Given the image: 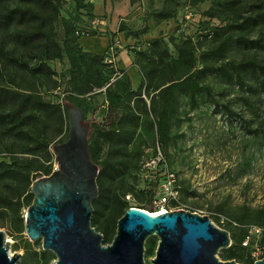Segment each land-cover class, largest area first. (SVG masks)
Listing matches in <instances>:
<instances>
[{"label":"rangeland","instance_id":"1","mask_svg":"<svg viewBox=\"0 0 264 264\" xmlns=\"http://www.w3.org/2000/svg\"><path fill=\"white\" fill-rule=\"evenodd\" d=\"M57 5L60 14L70 22L74 37L78 32L80 35L106 37L110 41V50L103 54L104 59H94V64L87 60L91 65L87 77L90 82L97 77L95 70L100 71L102 78L114 82L116 73L113 70L123 69V64L127 63L136 68L140 78V70H147L149 77L160 76L162 67L176 61V46L186 40L194 44L196 62L200 65L204 62V54L215 50L225 37L223 27L226 21L215 0L196 5H192L190 0H60ZM164 7L169 8L171 17L157 18V12ZM48 35L56 44L62 46L69 42L76 52L94 54L83 47L80 39L71 44L70 36L65 35L58 23ZM259 37L263 47L245 50L230 43L224 57L210 58L207 62L214 68L223 66L229 69L231 64L243 59L264 60V31L261 35L251 36L252 40ZM41 59L39 50H29L22 60L28 68H32ZM106 64L113 67L106 68ZM47 65L56 74L53 79L59 87L55 90L50 89L53 85L49 81L38 79L26 71L20 74L23 76L19 79L13 72L14 62L1 59L0 86L10 88L17 84L22 89L38 91L45 98L64 106L70 62L64 55L61 60L47 61ZM86 67L82 65L74 71L80 83L86 80L83 77L84 72H88ZM8 68H11L12 76H9ZM123 70L126 72V69ZM172 74L178 75V72ZM166 76H171L170 71L166 72ZM62 80L63 83H60ZM145 83L148 84V81L145 80ZM204 83L208 89L196 97L195 105H190L183 95L179 96V109L171 121V140L165 149L159 145L165 160L160 174L169 177L171 188L176 191V201L169 202L165 209H181L210 219L215 227L229 233L231 244L247 234L249 240L244 238L237 244L234 249L237 258L231 260L238 264H254L264 258V251L255 249L264 229L255 213L264 208V92L259 91L257 78L252 74H246L240 83L234 76L229 78L213 69ZM248 84L255 91H248ZM97 92L100 93L93 97L91 94L77 95L83 111V123L92 121L94 110L99 119L104 116L106 90L101 88ZM141 93L146 113L138 97L132 96L130 101H126V105L139 116L138 127L127 151L131 153L130 158L135 157L136 152L140 156L143 146L154 147L158 140L156 117L149 110L152 94L147 95L144 90ZM61 111L66 118L65 126L53 138L50 147L43 148L41 145L43 135H22L19 131L0 133V230L9 244L10 254L19 255L16 264H51L56 259L51 251L42 249L41 239L32 242L27 238L24 231L26 207L18 208V204L33 197L31 184L29 186L31 181L48 176L57 167L51 147L68 137L67 112L62 108ZM127 120L130 117L127 116ZM52 124L55 133L57 127L54 129L55 123ZM106 148L103 145V153ZM33 158L35 166L41 167L40 173L31 179L12 174L18 170L26 172L24 168L28 164L25 159ZM139 158L134 170H128L114 180L104 177L97 184L103 204L96 223L91 220V226L102 234L103 239L112 240L117 220L121 217V213L110 215L112 202H126L124 210L133 207L155 213L154 205L153 209H146L143 191L147 180L139 173ZM150 238L155 247L151 255L144 254V264H150L158 242L157 237ZM245 243L248 244L243 247ZM217 257L221 261H230L221 251Z\"/></svg>","mask_w":264,"mask_h":264},{"label":"trees","instance_id":"2","mask_svg":"<svg viewBox=\"0 0 264 264\" xmlns=\"http://www.w3.org/2000/svg\"><path fill=\"white\" fill-rule=\"evenodd\" d=\"M58 1L60 0H0V59L5 62L8 60L14 62L13 72L17 73L19 79L23 76L20 74H24L26 71L39 77L38 79L49 81L53 85L50 89L55 90L59 87L57 81L53 79L56 74L50 70L47 61L61 60L65 55L70 62V68L67 70L70 76L66 81L63 100L66 104L76 106L80 110L81 103L78 102L80 100L77 95L91 94L90 96L93 97L100 93L97 90L105 88L107 106L104 116L99 119L95 116L96 110H94L88 134L89 157L98 168L97 184L104 177L114 180L136 167V162L140 157L139 153L136 152L135 157L130 158L131 153H127V151L138 127L139 116L126 105V101H130L132 96L138 97L146 113V104L141 99V91L144 90L147 95L152 94L149 110L156 117L157 143L164 149L171 140V121L176 117L179 109V96L183 95L190 105H195L196 97L208 89L204 81L213 69L229 78L234 76L240 83L246 74H252L257 78L259 91L264 92V60L243 59L238 63L231 64L229 69L223 66L214 68L207 62L210 58L224 57L230 43L232 46H238L245 50L250 47H263L261 46V37L252 40L251 36L258 33L263 34L264 0H215L216 6L226 21L223 27L225 37L217 48L204 54V62L198 65L194 44L190 40L182 42L176 46L178 53L176 61L162 67L160 76L149 77L147 70H140L141 83L135 92L131 90L130 79L123 69L113 70L116 75L112 83H110V79L102 78L99 70H95L97 77L93 82H90L87 77L90 75L91 65H88L87 60L94 64V59L102 60L104 55L82 53L79 50L76 52L69 42L61 46L52 40L48 34L52 33L55 23L62 27L66 36H70L71 44L81 37H96L95 34L80 35L78 32L74 37V30L70 22L60 14ZM204 1L206 0H190L192 5ZM156 17L159 19L170 18L169 8H162L157 12ZM8 44L10 46H7ZM29 50H39L42 56L40 62L32 68H28L22 60ZM82 65L87 66L85 69L88 72H84L83 77L86 80H81L80 83L74 71L80 69ZM3 66L5 69L6 64ZM104 67H113V65L106 64ZM168 71L171 73L169 77L166 76ZM174 71H177L178 75L172 74ZM8 73H10L9 76H12L11 68H8ZM145 80L148 81V84L145 83ZM60 83H63V80ZM247 89L255 91L250 84L247 85ZM65 105L45 98L38 91L22 89L17 84L10 88L0 86V133L19 131L22 135H43L41 145L43 148L50 147L53 138L58 136L65 126L66 118L61 111L62 108L67 112ZM127 116L130 117V120H127ZM52 122L55 123L54 129L57 127L55 133L52 130ZM103 145L107 146L105 153H103ZM25 163L28 164L24 168L26 172L18 170L12 174L25 175L27 179H31L41 172V167L35 166L34 158L25 159ZM49 174L51 172L47 175ZM32 182L29 183V186ZM157 187V183L147 182L146 189L143 191L146 209H153V202L158 194ZM32 199L33 197L26 198L22 202L18 201V208L22 206L27 208L32 203ZM102 204V196L98 189L97 197L92 201V221L95 222L99 217V208ZM126 205V202H112L109 207L110 215L121 213L122 216L128 209L124 210ZM255 213L259 225L264 227V208ZM243 239L249 240V236L245 234L238 242L234 241L229 248L221 250L227 260L237 258L234 249ZM110 242L111 240L108 238L103 239V244ZM247 244L243 247H246ZM154 247V241L152 238H148L145 243V254L151 255ZM256 247L262 252L264 251V229L261 239H259V246ZM251 252L250 248L249 253L251 254Z\"/></svg>","mask_w":264,"mask_h":264},{"label":"water","instance_id":"3","mask_svg":"<svg viewBox=\"0 0 264 264\" xmlns=\"http://www.w3.org/2000/svg\"><path fill=\"white\" fill-rule=\"evenodd\" d=\"M68 137L52 145L57 167L32 182V203L24 214V231L56 259L51 264H144L145 243L158 238L150 264H238L217 254L231 245L227 231L210 219L184 210L153 215L130 207L117 220L115 234L103 244L91 226L92 201L97 197L98 168L88 152L90 125L76 106L65 105ZM0 230V264H16ZM254 264H264V258Z\"/></svg>","mask_w":264,"mask_h":264},{"label":"built area","instance_id":"4","mask_svg":"<svg viewBox=\"0 0 264 264\" xmlns=\"http://www.w3.org/2000/svg\"><path fill=\"white\" fill-rule=\"evenodd\" d=\"M108 61L111 62V59L108 58ZM164 164V156L157 141L155 142L154 147L143 146L142 153L139 158V172L143 175L147 182L158 184V194L153 202V205L159 212L167 211L165 206L171 201H176V191L171 188V180L169 177H162L160 174V170L164 167ZM171 211L174 210H168L167 212ZM257 232L261 233L259 230ZM246 244L247 243H245V245ZM255 249L259 250L258 247Z\"/></svg>","mask_w":264,"mask_h":264},{"label":"crops","instance_id":"5","mask_svg":"<svg viewBox=\"0 0 264 264\" xmlns=\"http://www.w3.org/2000/svg\"><path fill=\"white\" fill-rule=\"evenodd\" d=\"M80 41L88 51H92L97 54H104L109 51V41L106 37H82ZM123 69H126V74L130 77L131 90L135 91L138 89L141 78L136 70L130 63L123 64ZM128 68V69H127Z\"/></svg>","mask_w":264,"mask_h":264},{"label":"bare ground","instance_id":"6","mask_svg":"<svg viewBox=\"0 0 264 264\" xmlns=\"http://www.w3.org/2000/svg\"><path fill=\"white\" fill-rule=\"evenodd\" d=\"M160 212H164V211H160ZM148 214H150V215H153V214H156V213H159V212H155V213H149V212H147Z\"/></svg>","mask_w":264,"mask_h":264}]
</instances>
